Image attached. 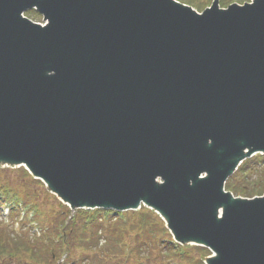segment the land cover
<instances>
[{
    "label": "water",
    "instance_id": "1",
    "mask_svg": "<svg viewBox=\"0 0 264 264\" xmlns=\"http://www.w3.org/2000/svg\"><path fill=\"white\" fill-rule=\"evenodd\" d=\"M255 154L264 0H0V165L71 210L142 203L205 264H264V195L224 192Z\"/></svg>",
    "mask_w": 264,
    "mask_h": 264
},
{
    "label": "trees",
    "instance_id": "2",
    "mask_svg": "<svg viewBox=\"0 0 264 264\" xmlns=\"http://www.w3.org/2000/svg\"><path fill=\"white\" fill-rule=\"evenodd\" d=\"M228 1L220 0L223 6L233 2ZM195 8L198 9L199 6ZM25 16L31 20L40 19L35 11L27 12ZM225 189L234 196L244 198L262 196L264 156L257 155L244 161L227 180ZM0 206L6 207L10 213L9 224L5 225L0 220V260L20 261L22 258L17 256L22 249L25 254L31 252L34 264H47L48 261L44 258L75 249H80L83 253L95 249L98 255L113 254L121 261L124 254H127V263L124 264H204L208 256L206 249L173 244L160 219L145 209L116 217L113 212L77 211L67 221L66 218L70 215L68 208L45 192L42 184L33 180L23 168L0 169ZM20 212L25 213L21 224H35L39 230L38 236L13 235V225ZM109 214L114 218L107 222L109 226L105 229L102 226L104 223L99 219L105 221ZM28 215L32 216V220L27 219ZM99 228L104 234H109L105 236L107 239L101 247L97 241ZM23 229L20 228L19 232L22 233Z\"/></svg>",
    "mask_w": 264,
    "mask_h": 264
},
{
    "label": "rangeland",
    "instance_id": "3",
    "mask_svg": "<svg viewBox=\"0 0 264 264\" xmlns=\"http://www.w3.org/2000/svg\"><path fill=\"white\" fill-rule=\"evenodd\" d=\"M176 1H178V2H180V3H182V4H185V5H187V6H190L192 9H194V10L197 11L198 13H201V12H203L206 8H209V7L211 6L212 2H214L215 0H176ZM229 1H233V2H231L230 4H227V5H225V6H223V5L221 4L220 0H218L219 7L225 9V8H227V7H228L229 5H231V4L243 5V4H245V3H249V2H251L252 0H243V1H240V0H229ZM229 1H228V2H229ZM195 6H199V8L196 9ZM32 21L37 22V23H40V22H41V19H35V20H32ZM2 168H6V167H1V166H0V169H2ZM11 169H14V168H11ZM2 179H4V177H3ZM14 179L18 180V178H16V177H15ZM244 183H245V182L243 181L242 184H244ZM41 190H42V192H43V189L40 188V191H41ZM44 190H45V189H44ZM45 192H47V191H45ZM73 213H74V212H71V213H70L69 218L72 216ZM8 218H9V216H8V211H7L5 208H0V220H1L5 225L9 224V222H8ZM22 219H23V216H22V214H21V215L19 216L18 220H17V223H16L15 226H14V230H15V231H18V233H21V232H19V231H20V228H21V226H20V221H21ZM1 228L3 229V227H1ZM29 228H31L32 230H31V231H27L26 229H23V232H22V233H24L26 236L33 234V232H34V233H37L36 228H35L34 226H31V227H29ZM37 235H38V234H37ZM99 251H101V250H99ZM95 253H97V252H96V251H92V252H91V254H92V258L89 259V261H90L91 264H96V263H97V262H96L97 256H96ZM115 253H116V252H115ZM208 254H209V252H208ZM75 255H77L78 258H81L82 255L86 256L87 253L83 254V252H80V253L75 254ZM93 255L96 256L94 259H93V257H94ZM112 256H114V255H112ZM17 257H21L22 259H25L26 261H30L29 263L34 264V263L32 262L33 255L31 254L30 251H28V253L25 254V253H24V250L22 249V250L19 252V255H18ZM15 262H16L17 264H19V260H15ZM125 263H126V262H125ZM21 264H22V262H21ZM38 264H43V263H38Z\"/></svg>",
    "mask_w": 264,
    "mask_h": 264
},
{
    "label": "flooded vegetation",
    "instance_id": "4",
    "mask_svg": "<svg viewBox=\"0 0 264 264\" xmlns=\"http://www.w3.org/2000/svg\"><path fill=\"white\" fill-rule=\"evenodd\" d=\"M53 260H55V257H52ZM66 260V259H65ZM65 260L57 261L56 264H62L65 262ZM97 261H100L101 263L98 264H112L113 259L110 256H101L97 258Z\"/></svg>",
    "mask_w": 264,
    "mask_h": 264
},
{
    "label": "bare ground",
    "instance_id": "5",
    "mask_svg": "<svg viewBox=\"0 0 264 264\" xmlns=\"http://www.w3.org/2000/svg\"><path fill=\"white\" fill-rule=\"evenodd\" d=\"M221 213V210L219 211V214Z\"/></svg>",
    "mask_w": 264,
    "mask_h": 264
}]
</instances>
